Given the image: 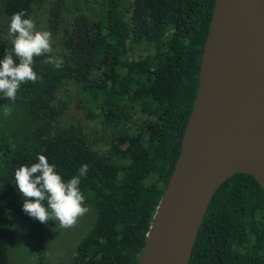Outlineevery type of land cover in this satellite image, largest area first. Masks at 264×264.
Returning <instances> with one entry per match:
<instances>
[{
    "label": "trees",
    "instance_id": "obj_1",
    "mask_svg": "<svg viewBox=\"0 0 264 264\" xmlns=\"http://www.w3.org/2000/svg\"><path fill=\"white\" fill-rule=\"evenodd\" d=\"M212 4L0 0V59L12 48L9 21L19 11L35 25L43 13L56 39L54 54L34 57L41 79L22 84L14 103L18 128L34 125L0 161V264H10L6 245L17 232L42 243L41 223L22 211L14 178L38 155L65 181L88 165L79 187L95 217L69 264H137L178 150ZM48 56L62 67L43 63ZM65 81L77 86L81 116L63 118V102L54 101ZM86 119L98 124L96 135L85 130ZM188 264H264L263 196L250 175L235 172L214 191Z\"/></svg>",
    "mask_w": 264,
    "mask_h": 264
},
{
    "label": "water",
    "instance_id": "obj_2",
    "mask_svg": "<svg viewBox=\"0 0 264 264\" xmlns=\"http://www.w3.org/2000/svg\"><path fill=\"white\" fill-rule=\"evenodd\" d=\"M264 203V0H213L178 150L137 264H188L206 207L231 174Z\"/></svg>",
    "mask_w": 264,
    "mask_h": 264
},
{
    "label": "clouds",
    "instance_id": "obj_3",
    "mask_svg": "<svg viewBox=\"0 0 264 264\" xmlns=\"http://www.w3.org/2000/svg\"><path fill=\"white\" fill-rule=\"evenodd\" d=\"M25 16L24 11H19L10 18L8 35L12 48L5 50L0 59V93L13 102L2 107L5 116H11L15 111L14 103L21 85L41 79L34 71V57L53 51L52 34L37 31L35 21ZM43 63L60 69L63 60L48 56ZM37 160L30 167H19L14 173L15 184L23 197L22 211L42 224L52 220L58 221L62 228L73 227L78 218L89 211L79 187L81 178L88 172V165H82L78 175L65 181L44 155H38Z\"/></svg>",
    "mask_w": 264,
    "mask_h": 264
},
{
    "label": "rangeland",
    "instance_id": "obj_4",
    "mask_svg": "<svg viewBox=\"0 0 264 264\" xmlns=\"http://www.w3.org/2000/svg\"><path fill=\"white\" fill-rule=\"evenodd\" d=\"M90 2L91 0H86ZM36 24L37 31H46L43 21L44 14ZM0 20L3 15L0 14ZM52 49L56 51V39L52 36ZM78 89L75 84L65 81L59 84L54 91V101L63 102V118L78 117L82 115V110L78 105ZM13 103L4 102L0 98V161L12 150L13 146L19 141L20 136L30 131L34 122L18 128V122L21 119V111L14 104L15 111L11 116L3 114L2 107L12 105ZM85 130L89 135H96L98 124L94 119L83 121ZM95 128V129H93ZM98 145V144H94ZM103 148V147H102ZM47 207V205H45ZM89 211L78 218L77 223L71 228H62L58 221L49 220L47 223H41L42 243H37L31 239H26L22 233L17 232L12 239L7 242L6 254L10 264H69L68 254L75 247L76 243L87 233L94 222V211L92 207L87 206Z\"/></svg>",
    "mask_w": 264,
    "mask_h": 264
},
{
    "label": "flooded vegetation",
    "instance_id": "obj_5",
    "mask_svg": "<svg viewBox=\"0 0 264 264\" xmlns=\"http://www.w3.org/2000/svg\"><path fill=\"white\" fill-rule=\"evenodd\" d=\"M44 24H45V21H44ZM45 29H46V31H48L47 28H46V24H45ZM36 30H37V28H36ZM31 240H32V239H31ZM33 241H34V240H33Z\"/></svg>",
    "mask_w": 264,
    "mask_h": 264
}]
</instances>
